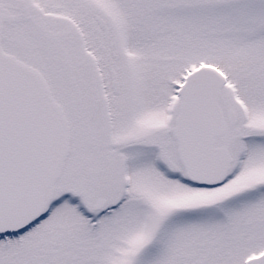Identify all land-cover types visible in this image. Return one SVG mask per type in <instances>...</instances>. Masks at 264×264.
Listing matches in <instances>:
<instances>
[{"label": "snow or ice", "instance_id": "6c2138e0", "mask_svg": "<svg viewBox=\"0 0 264 264\" xmlns=\"http://www.w3.org/2000/svg\"><path fill=\"white\" fill-rule=\"evenodd\" d=\"M0 264H264V0H0Z\"/></svg>", "mask_w": 264, "mask_h": 264}]
</instances>
